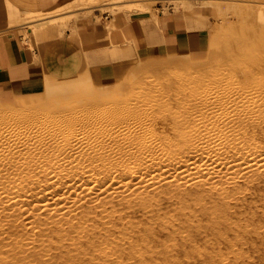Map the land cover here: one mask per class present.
Instances as JSON below:
<instances>
[{
  "label": "bare ground",
  "instance_id": "1",
  "mask_svg": "<svg viewBox=\"0 0 264 264\" xmlns=\"http://www.w3.org/2000/svg\"><path fill=\"white\" fill-rule=\"evenodd\" d=\"M211 68L133 104L1 119L0 174L28 177L0 180V264H148L140 241L163 250L166 236L188 246L179 234L221 207L236 219L225 227L239 231L247 209L264 201V24L232 28ZM97 113L108 120L92 121ZM116 123L121 130L106 139L65 141L68 154L59 137L37 140L66 132L62 126L91 136ZM39 174L47 177L32 178ZM192 198L196 207H185ZM252 214L264 216V208Z\"/></svg>",
  "mask_w": 264,
  "mask_h": 264
},
{
  "label": "rangeland",
  "instance_id": "2",
  "mask_svg": "<svg viewBox=\"0 0 264 264\" xmlns=\"http://www.w3.org/2000/svg\"><path fill=\"white\" fill-rule=\"evenodd\" d=\"M114 1L117 2L118 0H90L88 4L79 1L78 4L71 8V10L79 9L78 11L84 10L88 13L83 15L74 14L72 17L65 18L68 19L66 26L71 21L76 22L82 18L90 17L92 14L91 11L95 9L100 10L103 15L111 16L114 19H117L120 16H128V14L137 11L140 13L149 12L154 17H158V15L161 13L165 15L181 14L186 20V25L189 21H195L197 29H205L203 40L200 41L198 45H194L184 53L176 56L153 57L138 61L137 64L131 69L127 77L121 78L120 82L113 86H99L90 80H82L80 82L71 81L57 84L56 86H50L48 89H46V92L37 97L17 98L11 101L0 103V120H11L21 112H37L38 116L41 117L45 114H69V112L73 110L77 109L78 111L83 108L86 109L87 106L94 104L112 107V105L118 103L126 105L128 101V104L140 102L141 100L147 98L146 93H148L150 90L160 88L161 86L168 84V82H171V80V83H175L173 86H176L179 82H181L180 80L186 76L196 74L206 75L211 73V67L215 65L216 60H218L219 57L229 48V39L232 33V28L245 27L247 26L248 21H253V23L259 25L264 24V0H120V3L116 4L115 6L113 5ZM52 16L55 15L36 14V16H29L24 14L22 15V20H15L11 22L10 25L16 26L21 22L24 24L30 22L28 24L29 26H32V30L36 36L39 32H42V30L45 29L46 26L43 23L52 19ZM16 17L18 18V15L15 16V18ZM53 18H56V16ZM25 38L26 40L24 42L26 43L29 41V35L27 32H25ZM155 69H157V71ZM149 87L151 88L149 89ZM131 96L133 98H131ZM64 97L67 99L64 100ZM152 97H150L149 100L152 99ZM120 99L122 100L120 101ZM101 100L104 102L102 103ZM102 116L108 120V118H106L103 113H97L95 116H92L91 119L92 121L99 120V118L101 120ZM79 118L85 119L84 116ZM142 120H146V118H142ZM62 128V131L65 130L66 132L58 134V136H54L53 133H48L46 135L39 136L37 140L41 141V139H44L51 141L53 138L56 139L59 137L61 142H63L59 144V146H62V150H66V153L68 154L69 144L66 142L65 145L64 143L67 140L68 143H70L76 138H80L82 140L85 139V142L92 139H106V136L107 138L109 137L107 135L109 131L114 130L115 128L120 129L117 123L116 125L112 126L107 125L104 127V132L97 131L96 133L89 136L83 132V127L79 125H75L73 127L62 126ZM71 131H73V133ZM86 135H88V137ZM258 141L262 140L258 139ZM25 152L28 151L26 150ZM57 152H53L51 150V155L50 153L48 154L55 160V157L59 155V152ZM23 154L24 152H22L20 155ZM13 155H16V153ZM147 159H151V157H148ZM13 170H10L8 173L11 174L10 177H16L17 175V177L20 176V178H25L26 176L28 177V175L23 176L25 172H21L23 174H20V171H16L18 169H16L15 172ZM8 174H6V176L0 174V180L7 181V179H10L7 176ZM44 175L47 177V174H39V176L36 175L32 178H44ZM50 175L52 176V174ZM51 176H49V178L53 177ZM4 177L6 178L4 179ZM12 180L10 179L8 181L12 182ZM7 185L5 184V187ZM0 186L2 189H0V192L3 194L2 191H6V189H4L2 185ZM193 200V198L189 200L187 199V206L185 207L191 205L193 208H195V205L197 204L193 202ZM263 208L264 201H257L256 204L252 205L251 209H247L250 212L251 217H243L244 220L240 222V224H242V228L237 232L229 231V229L225 227L226 224L236 220L233 218L234 210L228 211V209L221 207L219 208V212L206 215L200 226L196 224L198 226L197 229L189 230L186 228L179 234L180 236L187 238V241L185 242H187L188 246H184V244L181 243V239H177L175 241L163 236V250H159L160 248L156 246L147 248V250L144 248L145 244L142 241L139 242V245H141L139 248L143 249L142 251H147L146 257L149 259L148 264H264V216H253L252 214L254 211L261 212ZM194 212H197L196 214H200L201 210H194ZM216 223L220 224L221 228L218 229L217 225L216 228L211 230V227H215ZM156 225L157 224H148L146 227H155ZM203 229L205 230L201 231ZM207 234L209 235L206 236ZM226 236H228V239L224 241V237ZM148 246L154 245L148 244Z\"/></svg>",
  "mask_w": 264,
  "mask_h": 264
},
{
  "label": "crops",
  "instance_id": "3",
  "mask_svg": "<svg viewBox=\"0 0 264 264\" xmlns=\"http://www.w3.org/2000/svg\"><path fill=\"white\" fill-rule=\"evenodd\" d=\"M79 1L90 0H0V103L37 97L71 81L113 86L138 61L182 54L204 37L205 29H197L195 21L186 25L181 14L154 17L137 11L114 19L95 9L66 26L65 18L88 13L71 10ZM24 14L56 18L35 36L30 22L10 25Z\"/></svg>",
  "mask_w": 264,
  "mask_h": 264
}]
</instances>
